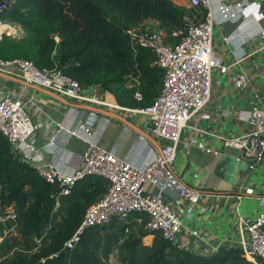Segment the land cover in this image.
<instances>
[{
    "label": "built area",
    "instance_id": "obj_1",
    "mask_svg": "<svg viewBox=\"0 0 264 264\" xmlns=\"http://www.w3.org/2000/svg\"><path fill=\"white\" fill-rule=\"evenodd\" d=\"M184 2L186 7L204 12L203 18L190 21L183 29L169 32L143 22L127 30L131 46L144 50L149 64L158 68L162 75L159 93L145 106L130 107L105 102L90 89L93 85L82 87L58 67L41 69L25 58H0V134L6 140L10 154L23 146L37 155V148L31 141L34 123L29 114V107L36 103L31 96L24 97L3 81L17 80L61 102L87 108L109 106L125 112L122 117L125 121L134 115L145 119L144 130L137 137L150 140L153 156L143 165L119 158L95 140L88 139L94 130L87 123L80 122L77 130L67 131L76 135L81 133L87 144L76 168L69 173L55 167L35 172L51 185L46 209L48 214L60 208L62 200L71 193L80 178L94 175L106 181L105 191L85 209L79 225L63 242V252L77 247L87 250V242L97 238V230L104 232L120 221L134 218L151 238L153 232L158 231L163 240L184 252L206 257L217 254L221 249H236L248 263L264 264V211L241 218L235 225L237 237L223 234L209 242L197 241L196 245L204 247L201 251L187 244L190 242L183 238L179 210L185 202L198 203L201 191L188 185L174 169L182 130L188 126L192 116L211 100L212 71L219 63L213 49V26L224 20L237 21L240 17L252 16L259 23V28L243 42L250 44L255 41L253 52H264V5L260 0ZM11 3L12 0L0 1V40L4 37L15 40L23 34L19 23L4 17ZM215 14L221 21L216 19ZM234 38L229 35L223 40L233 43L237 40ZM246 57L247 54L241 51L236 56V62ZM235 80L237 88L243 89L247 76L241 72ZM133 96L137 100L141 98L137 90ZM238 118L244 122L246 129L230 138L221 136L222 145L235 149L236 161H247L248 168L254 169L264 160V107L252 105ZM1 187L0 184V190ZM168 187L174 189L177 199L165 198ZM243 192L250 195L254 189L250 186ZM258 198L261 203L264 202V196ZM7 222L19 223L17 213L12 205L3 206L0 203V223Z\"/></svg>",
    "mask_w": 264,
    "mask_h": 264
},
{
    "label": "trees",
    "instance_id": "obj_2",
    "mask_svg": "<svg viewBox=\"0 0 264 264\" xmlns=\"http://www.w3.org/2000/svg\"><path fill=\"white\" fill-rule=\"evenodd\" d=\"M193 11L172 0H12L4 17L19 23L25 37L20 41L1 39L0 58H25L41 69L58 67L82 87L101 85L111 91L121 105L145 106L159 93L162 75L149 64L144 50L131 46L127 30L146 19L155 20L156 27L168 32L183 29L190 21H197L189 19ZM128 76L141 83L139 100L133 96L135 90L125 86ZM0 184V203L13 206L25 237L40 234L49 226L45 245L36 250L25 245L0 264H109V255L119 243L128 261L167 264L172 251L196 256L173 247L158 231L153 232L152 239L145 231L124 237V221L105 229L102 243L94 242L87 250L77 247L61 251L85 209L105 191V179L94 175L80 178L60 208L48 214L51 185L27 163L11 157L1 134ZM142 237L144 242L151 239V244H143ZM239 252L222 249L212 256L196 257L224 264L231 259L230 263L236 264ZM221 254L224 258L219 259Z\"/></svg>",
    "mask_w": 264,
    "mask_h": 264
},
{
    "label": "crops",
    "instance_id": "obj_3",
    "mask_svg": "<svg viewBox=\"0 0 264 264\" xmlns=\"http://www.w3.org/2000/svg\"><path fill=\"white\" fill-rule=\"evenodd\" d=\"M172 1L184 5V0ZM260 1L264 5V0ZM215 17L219 20L218 15ZM153 21L146 19L143 23ZM258 28L259 23L252 16L240 17L237 21L224 20L213 26V49L219 63L212 71L211 100L192 116L177 144L175 171L188 185L201 191L198 203L185 202L179 210L183 238L199 251L204 247L196 245L197 241L209 242L223 234L237 237L235 225L241 218L264 211V202L258 198L264 196V160L250 169L247 161H236V150L224 147L221 139V136L230 138L244 132V122L238 118L240 113L255 104L264 107V52H253L255 41L243 42ZM229 35L235 36L236 42L223 40ZM241 51L247 57L236 62ZM241 72L247 76L243 89L237 88L235 80ZM3 83L35 100L36 107L30 106L29 114L34 123L31 141L37 155L23 146L11 153L13 159L27 163L35 172L55 167L69 173L76 168L87 144L81 133L67 131L77 130L80 122L94 130L88 139L95 140L119 158L143 165L153 156L150 140L137 137L144 130L145 119L141 115L125 121L122 119L125 112L109 106L87 108L49 98L17 80ZM90 89L99 99L120 104L115 94L101 85ZM250 186L254 193L245 195L244 189ZM238 195L241 197L237 198ZM165 196L167 200L177 199L171 187L167 188Z\"/></svg>",
    "mask_w": 264,
    "mask_h": 264
},
{
    "label": "rangeland",
    "instance_id": "obj_4",
    "mask_svg": "<svg viewBox=\"0 0 264 264\" xmlns=\"http://www.w3.org/2000/svg\"><path fill=\"white\" fill-rule=\"evenodd\" d=\"M186 3L184 2L183 7L188 8L185 5ZM182 6V5H181ZM204 16V12L200 11H193L191 12V15L189 19L194 20V19H201ZM155 20L153 23H147L150 25L155 26L157 23ZM23 29V28H22ZM21 36L25 37V33L23 31V34ZM16 40V39H15ZM18 41V40H16ZM140 82L138 81L137 78H134L132 76H128L125 80V86L131 90H137L139 91L140 87ZM125 222V229H124V237L127 236L128 234H133V235H138L143 233V227L141 224L134 218H129ZM116 228V227H115ZM115 228L111 229L115 230ZM49 226L47 225L45 227V230L41 232L40 234L34 235L31 234L27 237H25L21 230H20V225L19 223L12 224V223H5L2 224L0 223V260L2 259H10L12 258L16 252L22 251L25 245L31 247L32 249L36 250L40 246L45 245L48 242V235H49ZM96 234L98 235L96 239L87 242L89 247L92 245L94 242H103L102 234L103 230H97ZM96 234H94L96 236ZM147 235V234H146ZM92 236V237H95ZM149 239V238H148ZM152 239V238H151ZM151 239L149 242H144L143 237H142V242L143 244H151ZM28 240V244L25 243V241ZM224 258V255L221 254L219 259ZM231 259L228 261L230 263ZM109 264H147L142 261H128L125 259V255L123 251L121 250V243L117 244L115 248L112 250V252L109 255L108 258ZM167 264H224L223 261L221 262H213V263H207L204 261V258H198L196 256H191L189 254H184V253H178L176 251H172L168 253L167 256ZM236 264H250L246 261V259L238 253V260Z\"/></svg>",
    "mask_w": 264,
    "mask_h": 264
},
{
    "label": "water",
    "instance_id": "obj_5",
    "mask_svg": "<svg viewBox=\"0 0 264 264\" xmlns=\"http://www.w3.org/2000/svg\"><path fill=\"white\" fill-rule=\"evenodd\" d=\"M24 38V36H20L19 38H17L16 40L20 41Z\"/></svg>",
    "mask_w": 264,
    "mask_h": 264
}]
</instances>
